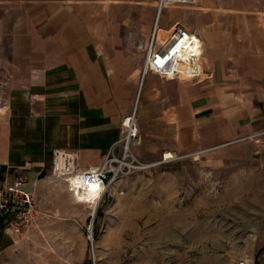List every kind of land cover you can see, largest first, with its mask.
<instances>
[{"label":"crops","instance_id":"1","mask_svg":"<svg viewBox=\"0 0 264 264\" xmlns=\"http://www.w3.org/2000/svg\"><path fill=\"white\" fill-rule=\"evenodd\" d=\"M195 4L199 8L190 9ZM148 5L0 0V185L23 179L32 186L28 192L40 196L55 180V149L76 152L83 168H99L123 138L122 120L137 97L154 159L229 146L256 151L264 141V10L258 1L197 0L174 7L187 8L174 14L187 16L188 27L173 18L168 29L160 21L173 8L164 10L159 40L160 31L171 33L176 25L196 34L203 44L202 72L197 78L147 73L139 85L148 26L142 65L129 74L114 66L123 58V44L133 42L132 31L121 32L133 24L130 11ZM34 224L12 234L0 218V264H37L28 241Z\"/></svg>","mask_w":264,"mask_h":264},{"label":"rangeland","instance_id":"2","mask_svg":"<svg viewBox=\"0 0 264 264\" xmlns=\"http://www.w3.org/2000/svg\"><path fill=\"white\" fill-rule=\"evenodd\" d=\"M148 1V8L130 11L133 24L121 29L122 35L132 31L133 42L123 44L117 73L129 74L143 63L157 14L156 0ZM257 1L264 10V0ZM176 10L163 12L162 28L174 19L188 27L187 16L179 15L185 10ZM142 77L141 71L139 85ZM133 114L134 166L109 187L93 215L91 204L78 202L62 180H52L36 196L42 216L28 241L37 264H264V141L256 151L229 146L154 159L139 97L124 118ZM179 214L184 220L177 224Z\"/></svg>","mask_w":264,"mask_h":264},{"label":"built area","instance_id":"3","mask_svg":"<svg viewBox=\"0 0 264 264\" xmlns=\"http://www.w3.org/2000/svg\"><path fill=\"white\" fill-rule=\"evenodd\" d=\"M195 2L196 0H157V21L142 68L143 76L147 73L170 78L182 74L190 78L200 76L203 44L196 34L182 25H176L167 40L160 42L158 36V19L164 10ZM135 121L134 114L123 119L124 138L109 151L99 168H83L76 152L55 149L50 177L64 181L68 191L79 202V194L91 189L92 185L102 199L109 187L134 166L129 159L132 156L129 151L130 146L137 141ZM131 158L134 159V156ZM26 186L27 182L23 179L0 185V218L5 220V229L12 234L23 233L42 216L35 194L26 191Z\"/></svg>","mask_w":264,"mask_h":264},{"label":"bare ground","instance_id":"4","mask_svg":"<svg viewBox=\"0 0 264 264\" xmlns=\"http://www.w3.org/2000/svg\"><path fill=\"white\" fill-rule=\"evenodd\" d=\"M196 3H197V1H196ZM196 6H197V4L196 5H194L193 7H191V9H196ZM198 7V6H197ZM199 8V7H198ZM170 31H168V32H163V31H160L159 33H160V42L161 41H163L162 40V38L164 39V37L163 36H165V37H169V35H170V33H169ZM168 158H174V154H172V153H166L165 154V159H168ZM158 164V163H157ZM149 166H152V165H143L142 166V168H145V167H149ZM101 195L96 191V187L94 186V185H92L91 186V189H89V190H87V191H85L84 193H82V194H79V197H80V202L82 201V202H84V203H89V204H91V207H92V215H93V213H94V210H95V208H96V206H97V204L99 203V201H100V197ZM175 222H177V224L178 223H180L181 221H183L184 220V216H182V215H176V216H174V219H173ZM167 234V233H166ZM166 236V235H165ZM213 263V262H212ZM211 264V263H210Z\"/></svg>","mask_w":264,"mask_h":264},{"label":"water","instance_id":"5","mask_svg":"<svg viewBox=\"0 0 264 264\" xmlns=\"http://www.w3.org/2000/svg\"><path fill=\"white\" fill-rule=\"evenodd\" d=\"M96 211V210H95ZM92 223H93V221H92Z\"/></svg>","mask_w":264,"mask_h":264}]
</instances>
